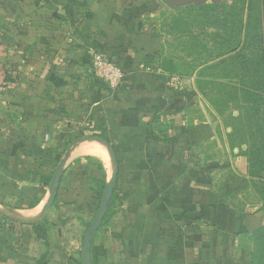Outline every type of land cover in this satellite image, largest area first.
Returning a JSON list of instances; mask_svg holds the SVG:
<instances>
[{"label":"crops","instance_id":"0c3cea01","mask_svg":"<svg viewBox=\"0 0 264 264\" xmlns=\"http://www.w3.org/2000/svg\"><path fill=\"white\" fill-rule=\"evenodd\" d=\"M190 4L0 0V86L5 74L15 80L0 88V209L11 210L0 215V264H82L109 179L90 136L118 163L91 264H253L264 206L243 210L241 194L260 182L226 145L235 159L209 168L218 158L206 150L226 140L204 121L208 106L170 90L162 71L161 22ZM95 55L122 70L119 89L94 77ZM62 159L55 201L37 219Z\"/></svg>","mask_w":264,"mask_h":264},{"label":"trees","instance_id":"16d2710c","mask_svg":"<svg viewBox=\"0 0 264 264\" xmlns=\"http://www.w3.org/2000/svg\"><path fill=\"white\" fill-rule=\"evenodd\" d=\"M161 28L168 37L176 36L172 46L185 38L182 43L187 50L194 47L208 54V65L197 73L201 80H196V87L204 97L206 94L199 85L208 78V85L223 84L229 98L240 97L241 117L252 142L241 156L246 158L248 176L264 182V0L190 4L165 18ZM167 44L171 45L169 41ZM14 82L5 74L0 88ZM209 104L216 109L215 102ZM232 131L228 139L235 134V138L240 137L241 129ZM231 141L233 150L236 145ZM34 205L32 202L29 207ZM254 240L253 264H264V225L255 231Z\"/></svg>","mask_w":264,"mask_h":264},{"label":"rangeland","instance_id":"374dc122","mask_svg":"<svg viewBox=\"0 0 264 264\" xmlns=\"http://www.w3.org/2000/svg\"><path fill=\"white\" fill-rule=\"evenodd\" d=\"M224 0H200L194 3L195 6H201L205 3H215V2H221ZM135 5V4H134ZM169 14V11L164 9L161 12V17L158 21H162V19ZM164 20V19H163ZM152 23V20H149L147 18H144L141 22L140 29L147 28ZM168 35L163 34L162 35V43L160 45L161 48V60H162V71L166 73L165 77H171L176 78L178 81V86L175 88H172L170 90L173 91H187L189 90L190 93L189 97L193 98L195 101H197V104L199 106H203L204 108L206 105L208 106L207 109L209 112H207L203 117L205 118L204 121H209L211 123V126L216 129L217 132V139L218 140H226V142H215L214 146L211 144V147L206 150V155L208 153H211V156L214 155V157L217 154L218 161H215L213 163H209L210 167L212 169L213 166L221 167L220 169L227 168V165H229V161L227 160H233L235 159V156L233 154L228 153V151L225 149V145L228 146V149L231 151V140L235 142L236 145V151L242 155L245 151H247L248 145H250L252 142L250 141V133L248 132V135L246 134V125L244 124L241 114L243 112L241 108V99L240 97H228V91L226 88L223 87V84H207V81L209 78L203 79L201 81L200 87L203 88V92H205L206 97H202L203 93L196 89V86L194 84L195 77L197 80H201L197 77V73L203 69L204 64L207 63V57L208 55L206 52L195 49L193 47V50H187L186 46H183V40L176 45L174 44L173 47H169L167 44L168 42ZM171 40V39H169ZM181 44V45H178ZM173 60H172V59ZM172 60V61H171ZM169 81V80H168ZM179 81L181 82L179 84ZM233 85L235 83L232 82ZM122 85V84H121ZM121 85L118 87V89L121 87ZM169 86V85H168ZM170 87V86H169ZM117 89V88H116ZM199 92H198V91ZM202 95H201V94ZM198 96L200 99H198ZM203 98V99H202ZM264 98V97H263ZM193 100V101H194ZM215 102L216 109H213V107L210 106V102ZM195 117H198L195 114ZM234 129H241L240 137L233 139H228L227 135L230 133L232 134V130ZM222 143V144H219ZM208 146V145H207ZM108 154L105 152V154H102L101 159H104V165L106 170V175L109 178L111 173V164L109 157H107ZM193 158H200L199 156L195 155V152L191 155ZM208 156V155H207ZM200 162V161H199ZM260 185L258 189L255 188H248L247 191L241 194V207L243 210L247 208V205H253L258 208H262L264 206V182L260 181ZM261 212V211H258ZM94 218V217H93ZM93 220V219H92Z\"/></svg>","mask_w":264,"mask_h":264},{"label":"water","instance_id":"95a60500","mask_svg":"<svg viewBox=\"0 0 264 264\" xmlns=\"http://www.w3.org/2000/svg\"><path fill=\"white\" fill-rule=\"evenodd\" d=\"M160 1L169 8H175L176 6L181 5V4H185L189 2L196 3L197 1H200V0H160ZM164 102L165 100L161 98L159 99L160 108L163 107ZM84 139L88 141H93V142H96L102 145L108 154L110 164H111V175L109 179L107 180V182L105 183L103 194L100 200V204L83 238L82 249H81V262L82 264H91L90 259H89L91 243H92V240L97 230L101 226L104 215L106 214L109 208L110 201L112 198L113 188L117 180L118 163H117L115 152L106 139L101 138V137H95V136L86 137ZM64 163H65V159H62L56 166V169L54 171V174L52 176V179L49 185L48 200L42 206L37 219L41 218L44 215V213L48 210V208H50L55 201V192L59 188V184L61 181V175H62V168H63ZM0 215L7 217L11 215V210L8 208L0 209Z\"/></svg>","mask_w":264,"mask_h":264},{"label":"built area","instance_id":"2783aa9c","mask_svg":"<svg viewBox=\"0 0 264 264\" xmlns=\"http://www.w3.org/2000/svg\"><path fill=\"white\" fill-rule=\"evenodd\" d=\"M94 77L107 85L110 89H116L122 84L123 73L119 66L103 60L95 55L92 60ZM178 84L176 78H169L168 85L175 88Z\"/></svg>","mask_w":264,"mask_h":264},{"label":"bare ground","instance_id":"6f19581e","mask_svg":"<svg viewBox=\"0 0 264 264\" xmlns=\"http://www.w3.org/2000/svg\"><path fill=\"white\" fill-rule=\"evenodd\" d=\"M95 150L97 153L99 154H105V149L104 147L100 146V145H95ZM107 153V152H106Z\"/></svg>","mask_w":264,"mask_h":264}]
</instances>
